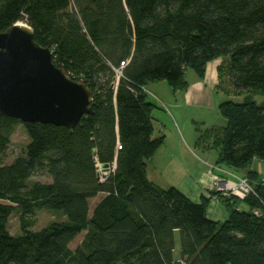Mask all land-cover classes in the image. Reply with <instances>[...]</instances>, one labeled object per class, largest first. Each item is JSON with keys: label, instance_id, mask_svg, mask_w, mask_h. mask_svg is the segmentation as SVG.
I'll use <instances>...</instances> for the list:
<instances>
[{"label": "trees", "instance_id": "trees-1", "mask_svg": "<svg viewBox=\"0 0 264 264\" xmlns=\"http://www.w3.org/2000/svg\"><path fill=\"white\" fill-rule=\"evenodd\" d=\"M17 23L94 101L74 129L0 114V264H264V184L251 169L264 163V103L253 101L264 97V0H0V33ZM219 59V88L227 77L245 97L221 103L227 125L201 132L198 146L218 152L217 167L246 172L254 194L213 191L196 203L148 179L147 163L166 141L154 138L147 87L166 82L186 93L188 69L203 81ZM19 124L30 143L7 164ZM101 165L113 169L104 181ZM38 173L52 182L32 183ZM214 198L227 208L225 222L207 216ZM15 210L22 232L13 236ZM37 211L66 220L33 231Z\"/></svg>", "mask_w": 264, "mask_h": 264}, {"label": "water", "instance_id": "water-1", "mask_svg": "<svg viewBox=\"0 0 264 264\" xmlns=\"http://www.w3.org/2000/svg\"><path fill=\"white\" fill-rule=\"evenodd\" d=\"M53 54L36 43L29 25L17 23L0 33L1 115L25 124L74 129L93 113L92 91L56 67ZM97 167L100 179L107 178L112 169Z\"/></svg>", "mask_w": 264, "mask_h": 264}, {"label": "rangeland", "instance_id": "rangeland-1", "mask_svg": "<svg viewBox=\"0 0 264 264\" xmlns=\"http://www.w3.org/2000/svg\"><path fill=\"white\" fill-rule=\"evenodd\" d=\"M186 74L188 75L187 77L191 78V79L196 77V74L191 69H188ZM222 83H223L222 88L224 90L228 91L231 95H228L225 93H220V96H218V98L215 99V101L218 104V107H219V104H221L225 101H228V102L234 101L236 103H243L245 96L239 97V96H236L233 94L232 83H229V80L227 79V77L222 78ZM160 86H162L164 88L163 93H165L167 91L166 94H169L170 87L165 82H162V85H160ZM147 92L149 94L148 97L150 98V100L153 103H155L156 105H158V107L160 108V111L155 110L154 115L156 114L157 120H159L160 123L163 124V126L160 127V129H159L161 131V134L163 133V130H167L164 135H166V137L168 138L170 143H172V144H174L175 142L178 143V141L176 140L173 133H174V130H176V131L178 130L179 133H181L182 132V127H181L182 124H181V122L179 123L178 121L172 119L173 117L171 118V115L172 114L174 115V112L169 107L168 102L166 100L167 98L162 97L159 93H156L155 91H153V89L151 87H147ZM169 96H172V95L170 94ZM253 101H255L257 104L261 105L262 103H264V97L261 95H256V96H254ZM218 102H220V103H218ZM191 114L192 113L188 112V113H186V116L188 117V115H191ZM198 115H199V117H197V118L194 117L195 118L194 121H196L195 125L191 124L193 129L197 128V127L198 128L202 127L199 125V123H201L203 119L206 121L208 127L219 126L218 128H222V127H225L227 125L226 120L223 117L219 116L217 111L216 112L212 111V109L209 110L207 108V110H205V112H200ZM196 123L198 124V126ZM155 125L157 127L156 128V131H157L158 124H155ZM161 128H163V130ZM183 132H184V130H183ZM157 135H158V131L155 133L154 138H156ZM161 136H163V135H161ZM11 137H12L11 138V144H10V147H9V150L7 153V159H6L7 164H12V162L15 160V158L23 155V153L26 150L27 145L30 143L29 136L27 135L26 129H25L24 125H22V124L17 125L16 130ZM194 151L196 152V155L198 156V158H200L202 161L207 162L209 166L205 165V167H204V165L202 163L200 166V162H202V161L198 162L194 156L188 157L187 155H185V159H184L185 165L184 166H192V170L194 169L195 172L199 173V172H201V170H204V169H205V171H208V170H210V166L216 165L215 161H214L215 160L214 158L218 157V152L216 150H214V149L203 150L202 148L197 147V148H194ZM163 152H165V151H162L160 153V155H158L159 160H158L157 164L155 162H150V161L147 163V165H148V173H147L148 178L153 183H155L157 186L164 187L165 189H167L169 187H175V185L179 186V188L182 187L181 189L188 194L189 192L184 190V186L186 187V183L191 184L192 180L191 181H187L188 179L182 180V174H180V173L177 174L178 169H177V171H173L174 168H177V167L181 168L180 164H179V166L175 165L176 167L169 165L167 168L165 157L163 158V154H164ZM160 161H161L162 165H158V163H160ZM257 163H258V160H257ZM254 166L257 167L256 164H254ZM199 167H201V168H199ZM153 168H156V169L158 168L160 170L158 172H156V169H155V171H152ZM170 169H172V171H170V173H169L168 171ZM112 170L113 169H111V172H112ZM161 172L164 174H160ZM110 173H107V178H108ZM236 174L240 175L239 172H236ZM102 175H103V172L100 171V176L102 177ZM107 178L102 177L101 181H104ZM30 181L32 183L40 182V183H45V184L52 182L51 178L48 176L47 173L46 174H42V173L35 174V176ZM175 188H177V187H175ZM99 201H100V197L93 199L91 201V209L94 208L95 205ZM241 207L244 209L245 205H241ZM210 209H211V211L213 210L212 212L210 211L211 212V216H210L211 218L209 217L210 219L216 218L220 222H225L226 219L228 218L227 208L222 203L215 202L214 207L211 206ZM214 211H215V215L213 216ZM11 215L12 216L10 217L8 225H7L10 234L13 236L21 234L22 229L20 226V221H21L20 212L15 210L14 213H12ZM213 217H215V218H213ZM63 220H66V218L61 213H53V212H49V211H47V212L46 211H37L36 215L33 216V218H30L28 221H32V224H33V227H31L32 230L37 231V230H41V229L47 227L50 223H58L59 221H63ZM80 240L81 239H78L77 241L72 243L71 246L73 249L78 246L77 244L80 242ZM176 241H177V244H176L175 255H176V257H180L181 241H179V237L176 238Z\"/></svg>", "mask_w": 264, "mask_h": 264}, {"label": "crops", "instance_id": "crops-1", "mask_svg": "<svg viewBox=\"0 0 264 264\" xmlns=\"http://www.w3.org/2000/svg\"><path fill=\"white\" fill-rule=\"evenodd\" d=\"M222 63H223V61L221 59L215 60V61H212L211 63H209L207 70H206L207 74H206V77L203 81L199 80V78L197 76L195 78H192V79L187 77V80L189 82L190 87L188 88L186 93H181V92L173 93L171 88H170L169 94H166L167 91L165 93H163L164 88L162 86H160V85H162V83H153V84L148 86V87H151L153 89V91H155L156 93H159L162 97L167 98L166 100L168 102V105L173 110L174 115H175L174 116L172 114L171 118L173 117L172 119L178 121L179 123L181 122V124H182V126H181L182 132L179 133L178 130L177 131L174 130V133H173L176 140L178 141V143L175 142L174 144H172V143H170V141L168 140L166 135H164L167 130H163V128H161L163 130V133L161 134V131L159 129H160V127L163 126V124L160 123L159 120H157V115L156 114L154 115V113H153L152 119L154 120V131H155V133L158 131V135L156 137H161V135H163L165 137L166 143L159 151H157L156 155L149 161L155 162L157 164V162L159 160L158 155H160V153L162 151H165V152H163L164 153L163 158L165 157L167 168L169 165L170 166H175V165L179 166V164H180L181 168H178V167L174 168L173 171H177V169H178L177 174H179V173L182 174V180L188 179L187 181L192 180V182H191V184L186 183V187L184 186V190L188 191L189 192L188 194L181 189L182 187L179 188V186H176V185H175V187H177L179 190L181 189L186 196H188L191 200H193L196 203H200L204 196L207 198H211L213 196L212 192L210 190V186H211L210 173H209V170L205 171V169L201 170V172H199V173L195 172L194 169L192 170V166H184L185 165L184 159H185V155H187L188 157L194 156L198 162L202 161L200 158H198V156L196 155V152L194 151V148H197V147L199 148V146H198L199 140L198 139L200 138V133L203 131H206V130H211V128H218L219 127V126L208 127V125L204 119L202 120L201 123H199V125L202 126L200 128L197 127V128L193 129L191 124L195 125L196 121H194V119L199 117L198 114L200 112H205V110H207V108L209 110L212 109V111H214V112L217 111L218 115L220 116L218 109H219L221 104H219V107H218V104L215 101V99L218 98V96H220V93L226 94V92L222 88H219L220 87V84H219L220 81H219L218 68H219V66L222 65ZM170 94L172 96H169ZM218 103H220V102H218ZM155 110L160 111V108L158 107V105L155 108ZM155 110H154V112H155ZM188 112L192 113V114L188 115V117H187L186 113H188ZM155 124H158L157 131H156L157 127ZM197 126H198V124H197ZM183 130H184V132H183ZM200 148H202V147H200ZM202 149L203 150H209V148H206V149L202 148ZM214 159H215L214 161L216 164L217 158L215 157ZM201 163L204 165V167H205V165L209 166L208 163L205 161L200 162V166H201ZM254 164H256L257 167L253 165L251 169L253 171H256V172L258 171V173L263 176V174H264V163L261 160H258V163L256 161ZM158 165H162L161 161H160V163H158ZM199 168H201V167H199ZM155 169L156 168H153L152 171H155ZM159 170L160 169L157 168L156 172H158ZM170 171H172V169H170L168 172L170 173ZM147 173H148V168H147ZM160 174H164V173L161 172ZM239 176L245 177L246 172H244V173L240 172ZM162 188H164V187H162ZM167 189H169V188H167ZM215 202L220 203V201L217 198L212 199V201L209 205L210 206L209 210L207 212L208 217L211 216V212L213 210L211 211L210 208H211V206L214 207ZM241 209L247 210V207L245 206L244 209L241 207ZM214 215H215V211L213 213V216ZM213 218H215V217H213ZM211 220L218 221L216 218L211 219ZM175 257H176V255H175ZM176 258L179 259V257H176Z\"/></svg>", "mask_w": 264, "mask_h": 264}, {"label": "built area", "instance_id": "built-area-1", "mask_svg": "<svg viewBox=\"0 0 264 264\" xmlns=\"http://www.w3.org/2000/svg\"><path fill=\"white\" fill-rule=\"evenodd\" d=\"M127 66V63H121L119 70H115L118 80L122 76V70ZM210 177H211V192H219L227 197H237L244 200L250 194H254L253 186L247 177H241L236 173L230 172L226 168H220L216 165L210 166ZM264 184V174L262 181ZM181 264V261H178Z\"/></svg>", "mask_w": 264, "mask_h": 264}]
</instances>
